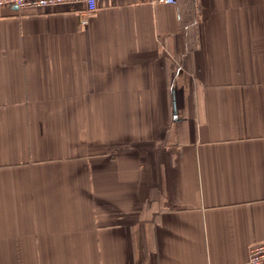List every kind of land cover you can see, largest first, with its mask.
Listing matches in <instances>:
<instances>
[{
    "label": "crops",
    "instance_id": "obj_1",
    "mask_svg": "<svg viewBox=\"0 0 264 264\" xmlns=\"http://www.w3.org/2000/svg\"><path fill=\"white\" fill-rule=\"evenodd\" d=\"M0 6V264H247L264 241V0Z\"/></svg>",
    "mask_w": 264,
    "mask_h": 264
},
{
    "label": "built area",
    "instance_id": "obj_2",
    "mask_svg": "<svg viewBox=\"0 0 264 264\" xmlns=\"http://www.w3.org/2000/svg\"><path fill=\"white\" fill-rule=\"evenodd\" d=\"M101 0H0V6L16 7V9H38L54 5L77 3L82 5L79 13L83 16L81 23L86 25L88 17L94 13ZM166 0H149L150 3ZM247 264H264V241L249 247Z\"/></svg>",
    "mask_w": 264,
    "mask_h": 264
},
{
    "label": "water",
    "instance_id": "obj_3",
    "mask_svg": "<svg viewBox=\"0 0 264 264\" xmlns=\"http://www.w3.org/2000/svg\"><path fill=\"white\" fill-rule=\"evenodd\" d=\"M14 8H16V7H14Z\"/></svg>",
    "mask_w": 264,
    "mask_h": 264
}]
</instances>
